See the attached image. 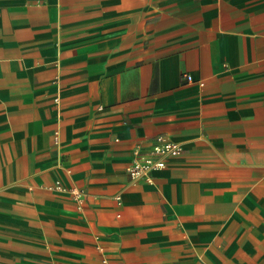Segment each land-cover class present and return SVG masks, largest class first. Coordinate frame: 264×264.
<instances>
[{
  "label": "crops",
  "instance_id": "crops-1",
  "mask_svg": "<svg viewBox=\"0 0 264 264\" xmlns=\"http://www.w3.org/2000/svg\"><path fill=\"white\" fill-rule=\"evenodd\" d=\"M104 260L264 264V0H0V264Z\"/></svg>",
  "mask_w": 264,
  "mask_h": 264
},
{
  "label": "built area",
  "instance_id": "built-area-1",
  "mask_svg": "<svg viewBox=\"0 0 264 264\" xmlns=\"http://www.w3.org/2000/svg\"><path fill=\"white\" fill-rule=\"evenodd\" d=\"M181 152V147L167 137H157L150 151H142L136 149L133 154V160L126 168L132 180L145 179L149 182L152 181V174L155 171L165 169L167 167L166 158L178 155ZM54 190L66 192L78 204V209H82L85 199L83 190L73 187L67 188L57 181ZM120 202V198H117ZM107 264V261L104 260Z\"/></svg>",
  "mask_w": 264,
  "mask_h": 264
}]
</instances>
